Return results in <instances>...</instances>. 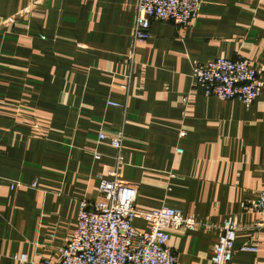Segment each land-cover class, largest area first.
I'll use <instances>...</instances> for the list:
<instances>
[{"label":"crops","instance_id":"0c3cea01","mask_svg":"<svg viewBox=\"0 0 264 264\" xmlns=\"http://www.w3.org/2000/svg\"><path fill=\"white\" fill-rule=\"evenodd\" d=\"M137 3L0 0V264L58 259L80 201L101 200L98 176L118 165L99 136L119 132L136 209L175 208L201 224L169 230L178 264H212L228 217L240 227L230 264H264L249 207L264 189V91L247 108L191 76L242 56L264 80V0H203L192 24L154 21L143 43L132 38Z\"/></svg>","mask_w":264,"mask_h":264},{"label":"built area","instance_id":"2783aa9c","mask_svg":"<svg viewBox=\"0 0 264 264\" xmlns=\"http://www.w3.org/2000/svg\"><path fill=\"white\" fill-rule=\"evenodd\" d=\"M202 3L203 0H138L132 31L134 42L143 43L151 38L150 29L154 21L178 26L192 24L198 18ZM191 76L207 96L221 101L238 100L247 108L264 91L263 77L251 61L242 56L217 58L206 65H195ZM109 104L124 107L117 103ZM184 136L185 132L180 133V137ZM99 139L108 140L118 151L117 168L109 171L107 176H98L101 200L80 201L76 229L58 249L56 261L45 259L33 263L26 255L15 256V259L28 264H178L176 253L169 246V230L195 231L201 224L195 217L186 216L175 208L138 211L135 187L121 180L118 172L124 159L123 133L115 136L102 133ZM99 158L100 155L96 154V159ZM249 207L260 215L255 228L264 229V189ZM138 219L148 223L149 229H136L134 223ZM220 229L211 261L212 264H230L240 229L237 218L228 217ZM239 250L257 252L256 247L246 243Z\"/></svg>","mask_w":264,"mask_h":264}]
</instances>
